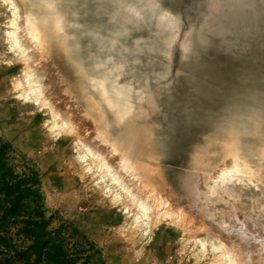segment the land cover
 Segmentation results:
<instances>
[{"label": "rangeland", "instance_id": "rangeland-1", "mask_svg": "<svg viewBox=\"0 0 264 264\" xmlns=\"http://www.w3.org/2000/svg\"><path fill=\"white\" fill-rule=\"evenodd\" d=\"M143 1L147 2L150 16L156 11L180 19V29L171 43L172 52L167 53L166 50L155 51L154 47H164L168 40L151 33L145 23L130 15L135 27L143 28L135 35L144 33L152 45V48L138 47L143 41L136 36L132 40L135 54L152 58L158 64L156 72L165 73L164 77L155 78L157 73L148 76V89L154 93L156 105L149 108L146 121L137 123L148 128L152 140L147 141L148 154L135 156L131 165L139 176L141 174V180L148 181L153 196L149 234L133 226L131 217L124 214L125 206L131 214L135 212L126 197L122 195L123 203H117L112 198L113 189L106 188L107 179L101 181L95 169L89 171L88 163H81L78 157L76 143L85 139L93 141L99 110L83 102L82 93L78 91L84 83L90 96H95L89 82L70 69L73 61L80 62L83 57V49L72 36L66 46L59 45L67 51L65 57L54 45L45 47L41 42L36 45L31 67L42 79L44 96L49 98L51 108L64 118L69 117L75 130L56 137L50 126L53 124L50 106L44 109L42 102L35 106L19 99L25 92L27 59L9 49L5 35L12 16L10 9L28 10L29 3L24 0H16L15 6L10 8L9 2L0 0V137L37 166L50 215L56 213L71 222L96 245L107 264H226L219 261L218 255L215 258L204 254L195 245V238L207 232H212L208 236L216 237L217 242H223L236 264H264V247L258 246L249 235L246 239L243 233L237 232L244 224L247 228H257L264 238V35L261 44L247 49L224 52L214 59L196 58L180 47L183 39L193 34L189 21L180 16L188 0ZM56 2L72 16L80 13L95 18L97 15L89 11L95 2ZM101 3L105 2L99 0L98 4ZM105 4V8L109 5L117 10L110 2ZM208 4L213 5L215 1ZM173 8H176L174 13ZM156 19L161 22L159 17ZM80 29L81 26L70 23L68 32ZM132 65L138 71L131 73L127 64L125 70L130 72L124 71L118 80L119 83L133 82L132 87L139 91L147 75L141 72V64ZM180 69H187L190 74H182ZM141 104L144 109L147 107L144 100ZM238 148L244 150L241 155L252 160L247 170L253 173L232 181V190L238 199L231 200L232 190L229 191L225 183L218 187L212 177L220 175L229 159L237 157ZM254 182L259 188L253 186ZM253 188H257L258 195ZM168 214L171 219L164 220ZM258 219L260 223L255 222ZM53 225L56 226V222ZM253 247L256 248L253 250Z\"/></svg>", "mask_w": 264, "mask_h": 264}, {"label": "bare ground", "instance_id": "bare-ground-1", "mask_svg": "<svg viewBox=\"0 0 264 264\" xmlns=\"http://www.w3.org/2000/svg\"><path fill=\"white\" fill-rule=\"evenodd\" d=\"M5 1H7V3L9 2L10 5L9 8L15 6L16 4V0H5ZM24 1L29 3L28 5L29 8L26 12L25 9L24 12H22L21 8H19L20 10H18L16 7L10 9L12 11L11 14L12 16L10 21L7 23L8 31L6 32L5 35L7 40L6 43L8 44L9 49L12 52H15L17 55L20 56L23 55V57L27 59L25 61L27 63L26 66H28V69H26L24 73L25 80L23 82L25 92L22 95H19V99H22L23 101L30 104L32 103L35 106H39L42 102L41 105L43 106L44 109L48 108V106H50L51 108L52 105H50L51 102L48 101L49 98L48 97L46 98L44 96L45 94H44V86L42 85L43 82L41 81L42 79L36 74V72L31 67L33 65L32 58L36 54L35 53L36 45H38L40 42L42 44H45V47H48L50 44L54 45L56 49H58L61 52L63 51L62 53L65 57L67 51L64 48L60 47L59 45H61L62 43L64 45L67 44V42H69L70 39L72 38L71 36H69V32H68L70 23L67 22L66 18L63 15L61 16L58 13H56L54 9L41 10L39 6L36 5L34 0H24ZM163 14L164 13L162 12H157L156 17L161 18L162 17L161 15ZM173 21L176 20L174 19ZM169 33L170 36L167 39L168 41L166 42L167 46H169L171 44L170 41L172 39H175L176 37L175 32H169ZM35 40H37V42ZM181 44L180 46H182ZM114 45L115 43H113L111 46L113 47ZM76 56H78V54ZM78 57L77 59H79ZM89 57L90 59L88 58V61H85L83 57L81 58L80 62L73 61L70 64V69L73 70V73L75 71L77 74L82 75V77L85 78V81L89 82L88 84L92 87L91 89L93 95H95L98 99H100V101L103 103V106L110 111V114L111 113L114 114L115 117L113 116V120L116 123L115 125L116 128L115 126L114 128L117 129V131L111 132L104 118L103 110L96 101V97L90 96L91 94L90 92L85 93L83 91L81 92L82 101L87 104L89 102L91 106L95 105L96 108L99 110L98 112L99 116H97V126L95 127L96 129L94 131L95 136H93L92 138L93 141L92 140L89 141L88 139L87 140L85 139V141H78V143H76L75 149L78 153V157L81 163H86V164L88 163L86 167L88 168L89 171L91 169H95V172L99 175L101 181L107 179L109 185H107L106 188L113 189L112 198L115 199L117 203L118 202H120L121 204L123 203V200H121L122 195L126 197L125 199L130 204V206H133L135 212L131 214L127 206H125L123 208L124 214H127L128 217H131L130 219L132 221L133 226L139 227L140 229L143 228L145 234H149L148 228L150 225L153 196L149 192L147 186L148 181L146 179L141 180L140 179L141 174L139 176L138 173L135 171L136 168H133L134 166L133 167L131 166L134 164L135 156H138L140 153H142L145 156L148 154L149 149L146 148L148 145L147 141L151 142L152 140V136L148 133V128H146L145 126H141L137 123L139 122V120L146 121V119H148L149 117L150 109H152L153 106L156 105L153 99L154 93L152 91H149L148 89L149 85L147 83L148 82L147 79L149 77L146 76L144 78L143 82L145 81V83L147 84L144 83L142 85V89L137 91L132 87L134 83L131 82L130 80H129L130 82L127 81V83L126 82L119 83L120 80L119 76H122L124 74V71L125 73L128 72V70H125V66H122L120 63L115 64L112 60H109L107 58L106 60L104 59V61H101L99 58L94 57L93 55H90ZM161 76L162 75L159 74L158 77ZM155 78L157 77L155 76ZM137 80H139V78ZM143 100L145 101V104H147V107L144 106L146 107L145 109L142 107L141 104ZM51 113H52L53 124L52 125L50 124V126H52L51 128L52 132L55 133L56 137H60L61 133L68 131L72 133L75 130V127L73 126V123L71 122V119H69V117L68 118L62 117V115L59 114L60 112L55 111L54 108L51 110ZM240 148H238V150H235L238 153L237 157H235L232 160L229 159L227 163L228 165H226V167L228 166V168L225 167L223 169L222 167L223 170L222 172L220 171L221 172L220 175L216 174L217 176H215V178L212 177L214 184L217 185L218 187L224 185L225 183V185L228 187V190L231 191L232 187L234 186V184H232V181L235 182V179L239 181L243 179V177L245 176L247 177L248 174L251 176V173H253L252 171L249 172V170H247L249 163H253L252 160L246 158L245 154L241 155L240 152L241 151L243 152L244 150H240ZM107 149H109V151H107ZM98 184H101V182H99ZM253 184H254L253 186L259 188V186L255 184V182ZM257 188H253V191L255 190V192H257L256 195L259 194ZM110 189H108V191ZM231 197H232L231 200H235V198L238 199L237 194L235 193L234 190H232ZM258 201L259 199H257V203ZM171 217L172 216L168 214L167 216H164V220H170ZM255 222L260 223L259 219L258 221ZM259 226L258 228L260 229ZM256 229L252 227L247 228V226L245 227V225L242 224V226L239 227L237 232L238 234L243 233L246 239L249 235L250 238L256 240L258 246L261 245V247H264V238L262 237L263 235H261L260 231ZM246 231L248 232L246 233ZM211 234L213 233L211 232ZM211 234L207 232V234L199 238H195L194 241L195 245L204 254L206 253L212 254L213 256H215V258L218 255L219 261L220 260L224 261L226 264H236L237 263L236 260H234L233 256L230 255L231 253L230 250L225 245L221 244L223 242H217L215 240L216 237L215 239H213L212 236H208ZM247 242L250 244V240H247ZM254 248L256 247H253V250ZM248 249L250 248H246V250Z\"/></svg>", "mask_w": 264, "mask_h": 264}, {"label": "water", "instance_id": "water-1", "mask_svg": "<svg viewBox=\"0 0 264 264\" xmlns=\"http://www.w3.org/2000/svg\"><path fill=\"white\" fill-rule=\"evenodd\" d=\"M53 1L34 0L41 10L54 9L56 13L63 15L68 23L81 26L80 31L69 33V36H72L83 49L82 55L85 61H88V58L90 59V55L99 58L101 61L107 58L115 64L120 63L122 66L128 64L131 71H138V68L130 65L141 64L143 68L141 72L147 76L157 73L158 64L154 63L152 58L135 55L132 40L136 36H139V39L143 41L137 44L138 47L152 48V45L150 43L151 39L146 37L144 33L135 35L137 31L143 28L135 27V21L130 15L138 17L142 24L145 23L151 33L156 34L161 39L165 38L167 40L170 36L169 32L177 34L180 29L179 18L173 21L174 19L170 16L163 14L160 22L156 19V11L152 15L153 17L150 16L147 5L143 0H100L114 4L117 10L111 9L109 5L105 8L104 5L106 4H98L99 0H88L89 3L95 2L89 8L90 12L97 13L95 18H93L94 16L84 17L80 13L72 16V13L63 11L56 0ZM210 1L188 0L184 2L180 16L189 21V25L193 27V34H189L183 39L182 46H180L182 50L189 51L196 58L198 56L214 59L221 53H235V49H247L253 44L263 42L264 0H214L215 4L209 5L208 2ZM203 2H207V5H202ZM175 10L176 8H173L172 13ZM78 33L80 36H78ZM113 43L115 45L112 47ZM154 50L159 52L166 50L167 53H170L172 52V46L171 44L169 46L165 44L164 47L155 46ZM125 51L128 53H125ZM179 72L186 75L190 74L187 69H180ZM159 74L162 75L161 77L165 76V73H157L156 77ZM79 90L88 92L84 83H82ZM96 101L103 110L104 118L111 132L117 131L115 129L116 123L113 120L114 114H110V111L103 106V103L97 97Z\"/></svg>", "mask_w": 264, "mask_h": 264}, {"label": "trees", "instance_id": "trees-1", "mask_svg": "<svg viewBox=\"0 0 264 264\" xmlns=\"http://www.w3.org/2000/svg\"><path fill=\"white\" fill-rule=\"evenodd\" d=\"M0 264H107L71 222L50 215L37 166L1 137Z\"/></svg>", "mask_w": 264, "mask_h": 264}]
</instances>
